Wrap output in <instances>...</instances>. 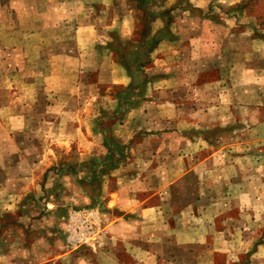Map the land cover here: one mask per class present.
<instances>
[{"label":"rangeland","instance_id":"374dc122","mask_svg":"<svg viewBox=\"0 0 264 264\" xmlns=\"http://www.w3.org/2000/svg\"><path fill=\"white\" fill-rule=\"evenodd\" d=\"M143 1L0 0V153L11 142L56 157L33 197L0 193L13 227L0 264H264V0ZM146 15L151 32L170 17L173 42L133 47L135 77L114 82L132 46L117 50L112 32L143 34ZM55 174H73L86 196L63 191L56 241L31 246ZM115 191L120 214L107 206ZM18 200L45 210L5 213Z\"/></svg>","mask_w":264,"mask_h":264},{"label":"crops","instance_id":"0c3cea01","mask_svg":"<svg viewBox=\"0 0 264 264\" xmlns=\"http://www.w3.org/2000/svg\"><path fill=\"white\" fill-rule=\"evenodd\" d=\"M128 3L133 2L132 0H128ZM94 3H99L98 1H94ZM139 21V20H138ZM137 21V22H138ZM136 22V24H137ZM113 35L112 37L116 36L118 38V40H120L122 43H127V42H134L136 43L137 40H139L142 37V32L141 30H138L137 25H135L134 30L132 31H127L126 29L121 32V31H113L112 32ZM167 41H171L173 42V39H162L160 40L157 44L158 47L162 44L164 45H169ZM157 44L150 49V51L152 52L155 48L157 49ZM98 46V44H97ZM64 61L65 64L64 66L61 68L64 70H68L70 69V64H68V61L70 60V55H68V53H64L62 56H60ZM56 59V58H55ZM54 59V60H55ZM56 61V60H55ZM118 63L114 65V67L116 68L115 72L116 75L114 77V82H123L125 84L127 83H131L132 79L135 77V72H136V68L138 67L137 64H130L131 68H127L126 70L124 69V65L121 64V61H117ZM54 64H56V62H54ZM98 64H96V66L94 68L97 67ZM88 66V64L86 65ZM56 68V66H54ZM83 67V66H82ZM89 67V66H88ZM85 67V68H88ZM130 67V66H129ZM89 69V68H88ZM87 69V70H88ZM55 73H52V77ZM61 74V73H59ZM62 75V74H61ZM57 76V74H56ZM118 78V79H117ZM72 133L75 131L76 133H79L78 131L79 128L77 127H73L72 129ZM71 133V134H72ZM83 135L84 133L81 132ZM71 134L70 135H66V137H68L69 139L67 141H65L64 139L62 140L64 142V146L66 147V151L68 152L69 150H71L72 148V144L73 143V139H71ZM81 135V134H80ZM79 140H76V142L79 144L78 149L79 152L82 153H87V146H82L84 145L83 143H85V145L88 142V139L86 136L82 137H78ZM11 143V142H10ZM6 144L7 147L3 152L0 153V193H5V194H14L19 198H25V197H33V195L36 194H32V193H37L35 192V185H36V179L38 177V175L36 174V171L40 169V167L43 165V161H46V165L51 164L52 162L55 161L56 157L55 154H50V153H46L44 154V156H38L35 154H31L32 152H19L20 147H16V148H12L11 144ZM16 146H18V142H15ZM11 148V149H10ZM9 155L13 156V159H15V161L11 164H8L5 161V158H7ZM2 157V160H1ZM60 174H55L54 177L48 176V178H46V180H44L46 182V187H48L47 190V195L46 197H44L45 200H47V205H45V207L48 209L49 212H51V215L48 214V216H44L42 215L40 217V219H33L34 221L31 222L30 224V230H33L34 232H37V228L39 229V232L37 233L38 236H36L35 240L31 241V246H37V243H44L46 241V238L49 239H54V241H56V239L54 237L51 236V233H54L57 230V222L61 221V216L58 215V213L63 210L64 208H61V205L59 201V199L62 197L63 194H61L63 191L64 193L68 194H76L77 196H79L81 199L83 198V196L85 195V191L83 189L82 186L77 185L76 183H74L75 180L74 175L73 174H63L61 176H59ZM58 176L60 179V181L62 183H64L62 185V188L59 189L58 191V187H53L54 184V178ZM57 179V178H55ZM53 180V181H52ZM70 181V184L68 183ZM59 186V185H58ZM61 187V185H60ZM55 197V199H53L52 197ZM107 196V206L113 208L112 210H114L113 212L116 213L117 209H122V205H120L122 202H124L125 200H122V195L120 194L119 191H115V192H109ZM131 196V195H130ZM49 198V199H48ZM62 205H65L64 203H62ZM35 206V205H34ZM42 204L39 205L38 207L36 206L35 208H33L30 203L28 204H24L21 203V200H18V203L12 208L11 204L8 205V210L5 213H9V214H19L20 218L24 221L28 220V218H31V215L34 214V211H39L41 212L42 210H45V207H42ZM11 212V213H10ZM32 213V214H31ZM38 213V212H37ZM31 214V215H29ZM116 214H120V213H116ZM113 213V215H116ZM51 216V217H50ZM49 217L52 218V224H50L51 226H47L49 224L47 221V218ZM44 219V220H43ZM17 224V223H16ZM28 226V224H27ZM47 226V227H46ZM13 230V227L9 229V224H3V220L2 222H0V234L2 236V234L4 233H9ZM46 230L45 233H50V237H47V235L43 236L41 235V231ZM2 231V233H1ZM23 233V234H22ZM20 238H22L21 236L24 235V237H26V231L25 229L22 227V230L20 231ZM2 238V237H1ZM39 240V241H38ZM44 241V242H42ZM53 241V242H54ZM26 240H24V242L22 243V246H25ZM0 244L3 245V243L1 242L0 239ZM56 244V243H55ZM23 250L25 251V249L23 248ZM10 261V258L8 259ZM7 260V261H8ZM27 261H31L32 260V256H28V259H26Z\"/></svg>","mask_w":264,"mask_h":264},{"label":"trees","instance_id":"16d2710c","mask_svg":"<svg viewBox=\"0 0 264 264\" xmlns=\"http://www.w3.org/2000/svg\"><path fill=\"white\" fill-rule=\"evenodd\" d=\"M132 1L134 3V6L136 8H139V9H141L139 4L141 6L146 4V2H144L143 0H132ZM150 16H152V19L156 18L155 14L151 13V12L148 14V18L149 19L151 18ZM148 18H147V15H146V19H145V16H144V18H142L143 22H144V26H146V30L143 31L142 37L138 40L140 42H136V43H134V42L122 43L120 40H118V38L116 36L113 37L114 38L113 44L115 43V45H116V43H118V45H116V46L114 45V47H116V49L119 50V51H121V50L124 51V50H126L125 47H128V49H129V47L132 46V50L131 51H126L128 54H130L129 57L130 58L132 57V58L128 59L125 52H124V56L122 57V59L120 58L121 62L123 64H125L127 68H131L130 64H139V63H136L138 59H137V57H135L137 49H133V47L142 45L143 48H144L145 53H147L160 40H162V39H170V40H172L173 39L172 38L173 32H172V30L170 28V25H169L170 17H168V19H167L168 22H166V24H164L163 26H161L158 29L154 30V32H151V29L149 28L151 25L150 24L148 25V23H147V19ZM148 31H149V33H148ZM127 44H129V45H127ZM131 61H132V63H131ZM142 62H143V60H142ZM144 62H146V61L144 60Z\"/></svg>","mask_w":264,"mask_h":264}]
</instances>
